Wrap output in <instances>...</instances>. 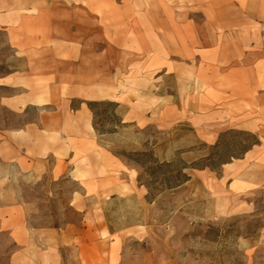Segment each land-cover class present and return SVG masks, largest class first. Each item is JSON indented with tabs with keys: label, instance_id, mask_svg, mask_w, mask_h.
<instances>
[{
	"label": "crops",
	"instance_id": "1",
	"mask_svg": "<svg viewBox=\"0 0 264 264\" xmlns=\"http://www.w3.org/2000/svg\"><path fill=\"white\" fill-rule=\"evenodd\" d=\"M65 1L7 0L12 2L8 7L5 0L0 1V30H12L10 41L18 58L26 61L27 55L41 53V46L50 44L58 62L82 59L74 45L70 51L54 47L80 42L75 33L64 38L66 25L77 26L74 17L68 22ZM73 1L69 4L73 11L99 16L106 42L136 44V71L127 66L103 80L86 83L80 77V63H74V72L80 76L69 89L52 71L27 69L0 75V88L17 90L2 97V104L15 111L54 107L41 111L37 124L0 131V170L15 166L32 171L51 159L54 181L80 186L70 204L82 216L79 227L67 223L63 228L34 229L27 223L26 207L10 189L4 191L0 232L8 234L18 249L10 264H31L28 256L36 246L48 249L42 264L62 263L55 246L76 244L83 246L82 255L89 252L96 244V231L89 223L90 204L127 197L142 188L136 170L99 142L85 102L117 103L125 108L123 121L137 127L188 123L210 145L229 129L251 133L259 144L224 167L250 168L234 182L238 186H264V0H83V9L81 0ZM50 75L54 84L49 82ZM69 92L71 98L83 99L76 110L66 99ZM223 172L217 175L220 181ZM99 226L98 234H116L104 224Z\"/></svg>",
	"mask_w": 264,
	"mask_h": 264
},
{
	"label": "rangeland",
	"instance_id": "2",
	"mask_svg": "<svg viewBox=\"0 0 264 264\" xmlns=\"http://www.w3.org/2000/svg\"><path fill=\"white\" fill-rule=\"evenodd\" d=\"M73 2L66 0L64 3L68 22L71 24L74 17L77 26L66 25L64 38H72L75 33L80 42L54 47L70 51L74 45L81 50L82 59L58 62L51 54L53 46L43 44L41 48L44 51L27 55L25 61L18 58L17 49L10 41L12 30L3 29L0 30V75L27 69L33 73L52 71L59 74L64 88L69 89L80 76L74 72V63H80V77L86 83L93 78L103 80L112 72L119 73L127 66L135 73L136 44L106 42L105 27L99 16L91 14L90 17L83 10L73 11L69 5ZM8 3L5 0L4 7L12 5V2ZM2 4L0 2V8ZM80 7H85L83 0ZM53 79L50 75L51 84L55 82ZM129 84L136 85L133 81H129ZM15 93V89L0 88V131L37 124L41 111L50 112L54 109L53 106H30L23 111H15L1 103L2 97ZM69 94L66 99L72 101L73 106L77 107L83 101L77 97L71 98L72 92ZM112 112L122 117L125 108L112 109L102 105L96 109V120L101 122L103 133L97 134L98 140L112 153L144 151L158 142L156 155L162 160H173L178 150L196 143L188 127L179 124L169 128L155 125L137 127L134 124L115 128ZM199 139L205 142L203 138ZM165 141L166 145L163 144ZM222 143L228 146L222 151L225 160L239 152L238 146L247 144L245 137L236 131L225 134ZM209 154L210 151L205 150L185 155L184 158L191 160ZM118 156L136 170L137 178L142 174V183H151L150 176L144 174L134 162ZM51 165L52 160L49 159L48 162H40L32 171L25 172L15 166L0 170V176L5 174V178L0 179V196L10 189L12 196L16 195L26 207L27 223L34 229L63 228L67 223L79 227L82 216L72 208L70 202L72 194L80 192V186L68 180L54 181ZM221 169L224 172L220 181L217 173ZM249 170L242 166L237 168L236 165L218 166L217 173L210 169L205 172L194 171L192 180L175 191L162 192L159 179L152 182L151 194L138 182V186L142 187L138 193L127 197L97 199L88 210L89 223L96 231V244L90 246L89 252L83 255L80 253L83 246H55L63 258L61 264H264V186L254 188L234 183ZM98 223L104 224V228L108 226L116 234H98ZM45 249L46 246H36L28 256L31 264H42L48 258V249ZM15 251L18 249L10 236L0 232V264H10Z\"/></svg>",
	"mask_w": 264,
	"mask_h": 264
},
{
	"label": "trees",
	"instance_id": "3",
	"mask_svg": "<svg viewBox=\"0 0 264 264\" xmlns=\"http://www.w3.org/2000/svg\"><path fill=\"white\" fill-rule=\"evenodd\" d=\"M87 107L92 113L93 116V128L96 132V134H103L101 131V122L96 120V109L102 105H107L111 107L112 109L120 107L119 104L105 101V102H85ZM72 108L74 110L78 109V106H73ZM111 119L114 120V127L115 128H124L132 123H125L122 119V117L118 116L116 112H112ZM180 126L188 127L190 133L193 135V137L196 139V143L194 146H191L186 149H180L175 153V158L173 160L168 159H160L156 153H155V147H157L158 142L153 143L152 147L149 149H146L144 151H124L120 154L115 155H121L128 159L129 161L134 162L143 172L144 174L150 176L151 183H142V174H140L138 178V182L145 186L148 190V193H152V182L155 183L160 179V185L163 188L162 192L167 191H175L188 182H190L193 178V172L194 171H204L206 169H210L212 172L218 171L219 168L224 167L227 164L232 163L234 160L242 159L244 156L255 146L259 144L258 138L248 132L240 131V130H228L225 132H222L219 136V139L214 144H207L206 142H203L199 139L197 136V133L194 128L191 127L188 123H180ZM136 126V125H135ZM229 131H236L239 135L245 137V141L247 144L238 146L239 152L231 155L229 160H225L223 158V150H226L228 148L223 146L222 139ZM116 132V131H114ZM139 132H142V130H139ZM164 135V133H160ZM167 136L170 135V133H165ZM166 142V143H165ZM163 144H167V141H165ZM162 144V145H163ZM164 145V146H165ZM237 147V146H236ZM210 151V154L207 157H201V158H195L191 160H187L184 158L185 155L191 154L193 152H199V151ZM222 169L220 173H217V175H221ZM109 228V227H108ZM109 231L111 233H114L111 228H109Z\"/></svg>",
	"mask_w": 264,
	"mask_h": 264
}]
</instances>
